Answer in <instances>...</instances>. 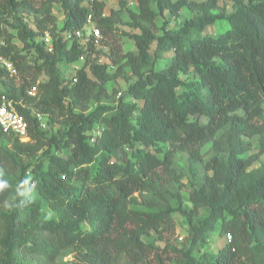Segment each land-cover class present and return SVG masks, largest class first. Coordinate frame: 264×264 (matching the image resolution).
Segmentation results:
<instances>
[{
	"label": "trees",
	"instance_id": "trees-1",
	"mask_svg": "<svg viewBox=\"0 0 264 264\" xmlns=\"http://www.w3.org/2000/svg\"><path fill=\"white\" fill-rule=\"evenodd\" d=\"M137 1L106 14L103 0H0V58L16 70L0 61V106L11 102L30 136L0 127V264H58L68 249L72 264H264V164L254 166L264 155V0H223L230 10L221 0ZM184 7L193 17L171 27ZM124 13L139 31L122 32L135 51L117 40ZM90 15L100 42L68 39ZM220 22L228 26L206 32ZM103 45L110 62L100 61ZM120 78L128 85L111 90ZM43 118L60 128L48 132ZM253 137L259 152L244 156ZM176 211L188 224L181 247L165 235ZM153 232L164 248L145 240ZM214 232L226 244L210 252Z\"/></svg>",
	"mask_w": 264,
	"mask_h": 264
},
{
	"label": "rangeland",
	"instance_id": "rangeland-1",
	"mask_svg": "<svg viewBox=\"0 0 264 264\" xmlns=\"http://www.w3.org/2000/svg\"><path fill=\"white\" fill-rule=\"evenodd\" d=\"M106 2L107 6H106V14H110L111 11L113 9H118L119 8V3L118 0H103ZM201 1V0H199ZM220 4L223 6L225 4H227L228 9H231V3H227L224 2L223 0L220 1ZM129 6L132 9H137L138 6V1L137 0H129ZM55 14L58 17V20L60 23L63 22L64 19V15L63 12L60 8V6H56L55 8ZM193 13L192 11H190V9H188L187 7H184L181 11H180V16L177 18H169L170 20V26L174 27V26H178L182 23V21L186 18H191L193 17ZM122 23L117 25V29L118 32L116 33L117 36V40L118 42L121 43L122 48L125 52L133 50L135 51L136 45H135V40L125 36L122 32L126 31V32H139L137 30H133V28L128 24V22L131 20L129 15L127 13H124L122 15ZM163 24V19H159L156 22L157 28H159L161 25ZM228 26V24L226 22H220L218 24L215 25H209L206 29V32L209 34H217L220 31H222L223 29H225ZM87 33H90V29L87 30ZM47 47L49 48V44L47 45ZM101 50V57L103 58L102 61H109V55H110V50L109 47L106 45L100 46L99 47ZM84 64V59H80L79 61L69 64V65H64L62 66V70L65 73V75L67 76H72L74 73L77 72V70L82 67ZM163 65L162 62H158V66ZM110 70L112 72H114L116 70V66H110ZM126 74L129 75L131 73V69L129 67L125 68ZM128 85V81L125 80L124 78H120L116 81L111 82L108 86L111 88V90L113 89H118V90H123L125 89V87ZM205 120V119H204ZM47 119L43 118L42 119V127H44L45 129L49 131H53L55 132L56 130H58V128H60L59 124H55L53 126V128H50V125H48L47 123ZM251 142V149L250 151H248L244 156H251L252 154L258 153L259 152V142L257 137H253L249 139ZM210 150V145L206 146L203 149V153H205L206 158H209V156L212 154ZM262 164H264V155H262L260 157V159L258 161H256L254 163L255 167H259ZM175 167L178 170V173H184L185 176L182 179L183 185L181 186V194L183 196V200H184V204L191 207L192 206V202L190 200V192H191V188H190V180H189V172H188V157L186 154L184 153H178L176 156V160H175ZM30 189L25 188L24 192L25 194L32 196V197H37V195L31 191L29 192ZM172 204H176V202L174 200H171ZM140 208H144L143 206H138ZM45 212L48 216H53L54 213L49 209V208H45ZM173 218L174 221L176 223V229H175V233H166V237H170L171 241H173L174 244H177L179 247L182 246V242L180 239L181 235H186L187 233V220L185 219V217H183L178 211L173 213ZM159 234L153 232L152 235L148 238H145L146 241H153L155 242V244L157 246H159L160 248H164V246L166 245V241L165 240H161L159 238ZM226 244V239L224 236L219 235L218 232H214L211 234L210 236V243L208 245V250L210 252H217L219 249H221L224 245ZM76 255V251L74 249H68L66 251L63 252V254L60 256V258L58 259V264H72L74 258Z\"/></svg>",
	"mask_w": 264,
	"mask_h": 264
},
{
	"label": "built area",
	"instance_id": "built-area-1",
	"mask_svg": "<svg viewBox=\"0 0 264 264\" xmlns=\"http://www.w3.org/2000/svg\"><path fill=\"white\" fill-rule=\"evenodd\" d=\"M90 29V33H87V30ZM77 37L81 43L86 44L89 39L94 36L95 42L99 43L102 38L101 30L96 27L92 21V16H89V22L84 27V29L77 30L75 32H69L67 33L68 39H73V37ZM40 40L46 41L47 45L49 44L48 49H52L53 42H52V36L50 33H46L43 37L40 38ZM103 58H100L101 62ZM1 64L5 66L7 69H9L12 73H16V70L14 68L13 63H11L9 60L0 58ZM36 89L33 88L31 90V93H35ZM39 117H41L40 114H38ZM0 127L6 131L13 133L14 135L18 136L20 140L22 141H28L30 140L29 136V123L25 116L20 113L11 102H4L0 106ZM184 235L180 236V239H183ZM230 238V237H229Z\"/></svg>",
	"mask_w": 264,
	"mask_h": 264
},
{
	"label": "clouds",
	"instance_id": "clouds-1",
	"mask_svg": "<svg viewBox=\"0 0 264 264\" xmlns=\"http://www.w3.org/2000/svg\"><path fill=\"white\" fill-rule=\"evenodd\" d=\"M23 184H24V185H27V184H28V181L25 180V181L23 182ZM7 187H8V183H7V181L0 179V190H3V189H5V188H7ZM33 187H35V185H34ZM29 192H31V189L29 190ZM24 194H25L24 192H21V193H20V195H24ZM31 198H32V197L29 198V201L31 200Z\"/></svg>",
	"mask_w": 264,
	"mask_h": 264
}]
</instances>
